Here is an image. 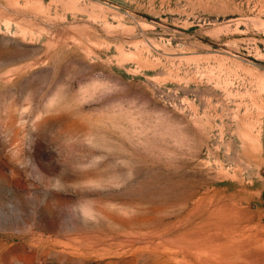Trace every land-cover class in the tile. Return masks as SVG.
<instances>
[{"label": "rangeland", "instance_id": "1", "mask_svg": "<svg viewBox=\"0 0 264 264\" xmlns=\"http://www.w3.org/2000/svg\"><path fill=\"white\" fill-rule=\"evenodd\" d=\"M0 264H264V0H0Z\"/></svg>", "mask_w": 264, "mask_h": 264}]
</instances>
